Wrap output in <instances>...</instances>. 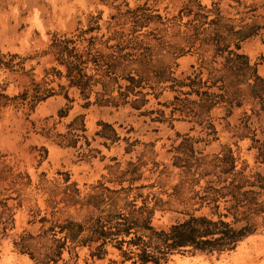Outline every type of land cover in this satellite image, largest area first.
I'll use <instances>...</instances> for the list:
<instances>
[{
    "label": "rangeland",
    "instance_id": "374dc122",
    "mask_svg": "<svg viewBox=\"0 0 264 264\" xmlns=\"http://www.w3.org/2000/svg\"><path fill=\"white\" fill-rule=\"evenodd\" d=\"M0 264H264V0H0Z\"/></svg>",
    "mask_w": 264,
    "mask_h": 264
},
{
    "label": "trees",
    "instance_id": "16d2710c",
    "mask_svg": "<svg viewBox=\"0 0 264 264\" xmlns=\"http://www.w3.org/2000/svg\"><path fill=\"white\" fill-rule=\"evenodd\" d=\"M247 230L246 227L232 229L229 224L221 220L211 221L205 217H191L182 224L172 226L167 233L161 235L168 247L191 246L198 251L210 253L233 249L246 235ZM146 261L147 259H142V263Z\"/></svg>",
    "mask_w": 264,
    "mask_h": 264
}]
</instances>
